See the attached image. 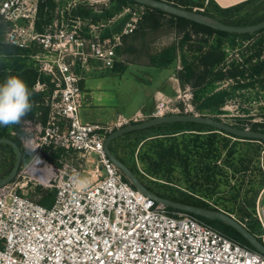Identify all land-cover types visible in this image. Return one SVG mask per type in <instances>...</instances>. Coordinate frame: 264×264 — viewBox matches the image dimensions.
Listing matches in <instances>:
<instances>
[{"label":"built area","instance_id":"1","mask_svg":"<svg viewBox=\"0 0 264 264\" xmlns=\"http://www.w3.org/2000/svg\"><path fill=\"white\" fill-rule=\"evenodd\" d=\"M87 1L68 0L55 15L49 6L41 11V0L0 2L3 41L27 51L38 71L33 88L46 94L47 108L46 116L38 109L20 125V140L30 159L13 181L0 187V264H264L262 252L198 215L173 209L139 191L105 151L107 135L126 125L171 114L202 115L195 111L193 86H180L174 95L158 92L148 113L119 114L106 124L83 121L85 74L95 61L108 70L124 62L117 49L139 22L132 12L120 32L106 36L107 24L75 13L76 6ZM116 20L113 16L108 21ZM224 49L227 54L220 68L226 71L233 61L244 66L237 48L227 43ZM232 82L233 78L222 80L219 88ZM256 90L261 92V87ZM230 102L222 109L231 113L220 114L218 120L256 130L248 124V114L235 113L239 103ZM262 103L263 117L253 122L263 123L264 132V88ZM256 110L253 114L258 115ZM29 183L55 190L52 205L29 196L24 191ZM261 199L254 216L264 244Z\"/></svg>","mask_w":264,"mask_h":264},{"label":"trees","instance_id":"2","mask_svg":"<svg viewBox=\"0 0 264 264\" xmlns=\"http://www.w3.org/2000/svg\"><path fill=\"white\" fill-rule=\"evenodd\" d=\"M43 1L41 2L42 12L45 6ZM165 1L189 10L203 7L204 11L199 12L231 25H249L264 20V0H246L226 8L221 7L214 0ZM51 2V0H46V4ZM128 4L137 3L130 0H112L111 6L103 10L101 14H94L92 9H81L75 13L91 15L95 21L108 20ZM137 5L145 7V14L139 20L137 28L125 36V45L119 52L125 54L135 50L133 46L137 39H143L142 42H144L149 31H156L165 24V18H169L170 24L176 28L181 39L178 44H173L159 53L149 55V64L156 67L170 66L177 61L179 52H181L182 69L177 71V75L183 84L188 83L195 88L196 99L199 102L198 109L201 112L219 111L220 106L233 95V92L226 89L215 92L214 89L218 81L229 77L246 76V69H241L236 64H233L234 67L226 72L220 68L225 60L224 46L227 43L235 45L238 39L246 40L261 35L255 42L258 48L256 47L255 53L246 58L245 63L251 64L247 68L250 70L251 77L264 74V60L251 63L252 59L262 54L264 29L245 34L230 33L215 30L158 8ZM248 5H252V9L244 15L239 14V11ZM129 18L130 15L118 22L113 31H121ZM193 33L202 36L199 39H193ZM212 36H214V40H210ZM2 39L3 30L0 28V82H3L9 74L20 76L27 83L29 89L34 92L31 97L34 107L26 118L34 117L38 109H43L46 116L47 108L43 104L46 94L36 92L33 88L38 78V71L26 55L27 51L8 44ZM129 40L131 43L126 45ZM185 47L188 49L187 51ZM189 52H191L190 57L188 56ZM129 61L136 62V59L131 58ZM121 63L123 62L117 63L112 71L117 70L120 66V69L124 70L126 66ZM248 84H252V82L246 85ZM256 127L255 124V129ZM12 131H16L17 134L13 135ZM21 133L20 126L0 127V138H11L22 148L24 162L30 153L22 146ZM122 140H125L126 143L122 144L124 142ZM121 144L125 145L123 150H120ZM263 144L264 140H243L205 124L173 122L126 133L112 142L111 150L137 174L147 188L155 191L156 194L182 203L223 210L228 213L236 212L239 216L237 218L259 237L261 226L253 212L256 196L264 187V170L260 167ZM136 153L137 158L143 164V169L137 167ZM222 157L223 165L220 166L218 161ZM15 160L14 147L0 143V179L11 172ZM256 161H258L256 168L259 171V179H254L242 196L244 178L235 185L231 184V178L239 172L246 174L251 170V163ZM231 170L232 176L230 175ZM223 191L226 192V195L222 194ZM38 192L42 196L39 202L45 206H51L55 190L45 191L39 187ZM215 196H217L215 199L217 204H210L206 201L207 198L214 199ZM199 217L212 225L215 222L221 223L224 227L222 226L220 230L253 248L233 227L218 219Z\"/></svg>","mask_w":264,"mask_h":264},{"label":"rangeland","instance_id":"3","mask_svg":"<svg viewBox=\"0 0 264 264\" xmlns=\"http://www.w3.org/2000/svg\"><path fill=\"white\" fill-rule=\"evenodd\" d=\"M43 0H41L42 2ZM51 3L46 4L45 6H49L50 9L53 11V15H55V10H61L65 8L68 4V0H51ZM93 4L91 6H88L90 4ZM112 4V0H89L87 3L81 2L78 4L75 8V10H93L94 14H101L103 10H106L109 8ZM41 5V3H40ZM255 5V4H254ZM252 5L245 6L241 11H239V14H246L248 11L252 9ZM129 9L128 11L126 9ZM145 7L137 5V4H128L125 6L122 11L115 14L114 17L117 18V20L114 23H109L108 20H98L95 21L94 18L91 15L85 16L82 15V17H89L92 18L95 22L105 23L107 24L103 28L104 35H112L113 33L120 32V31H113L114 26L120 22L122 19L130 15L132 12H136L139 16V20H141L142 16L145 14ZM112 18V17H111ZM91 19V20H92ZM92 20V21H93ZM129 20V19H128ZM165 24L157 29L156 31H149L146 35L144 42L143 39H137L134 43V49L132 52H128L125 54H122L119 52L121 48L125 45V40L123 42V46H120L117 51L118 55L124 59V62L121 64H124L126 67L124 70L117 68V70L112 71L108 69L100 68V62L95 61L92 64L90 72L85 74V78L83 81V85L85 88H83L84 93L86 94L85 97H88L82 101V106L80 109V115L84 122H99L106 124L108 122L115 121L119 114H125V115H132L135 112L142 110L146 113L152 111L154 108V98L153 95L155 91L163 90L168 93H171L169 95L176 94V91L174 92V89L172 88V84H170V74L171 73H177L178 65L181 56V52H179V56L177 57V61L174 64H171L167 67H156L151 66L149 64L150 58L149 55L156 54L161 52L164 48H169L173 44H178L181 36L172 26L169 22V18H165ZM111 24V25H110ZM110 33V34H109ZM182 34V33H181ZM202 35H196L193 33V39H199ZM261 35H257L252 37L251 41L249 39L246 40H237V43L235 45L229 44L231 47L237 48L238 52L241 54L242 58L244 57V62L246 58L250 57L253 53L256 51V43L254 41H257L260 38ZM125 39V38H124ZM4 40V36L3 39ZM210 40H214V36L210 38ZM254 42V43H250ZM131 43L129 40L127 44ZM225 47V46H224ZM185 50L188 49L185 47ZM225 51V49H224ZM227 54V52L225 51ZM191 52L188 53V56L190 57ZM131 58L136 59V62H130L129 60ZM257 61H263V51L262 54L259 57H255L252 59L251 63H255ZM119 64V63H118ZM233 64L239 65L241 69H246V76L241 77H229L233 78V81L229 87H225L224 89L233 92V95L229 97L224 104H222L219 108V111L217 112H201L198 109V101L196 99V91H195V104H196V112L201 113L204 116L208 117H219L220 114L224 113H231L230 110H223L222 107L231 101L230 103H234L237 105L239 103V106H234L235 113H245L249 116L246 117V120L250 119V122L248 123L250 126H252L253 129H255V124L257 125L256 130L263 129V123H254L253 119L263 117V88H264V74L262 76H255L251 77L250 70L247 69L251 65L250 63H244V66H242V61H233L229 68H227L226 71L232 69L234 66ZM221 66V65H220ZM223 70V69H222ZM225 71V70H223ZM225 71V72H226ZM228 79V78H225ZM223 79V80H225ZM222 80L218 81L216 83L214 91L223 90L220 87V83ZM246 83H244V82ZM252 82V84H248ZM256 84V85H255ZM259 84V85H258ZM191 85V84H190ZM192 86V85H191ZM261 87V92L256 90V87ZM195 89V88H194ZM243 89H247L246 92L243 93ZM260 95V96H259ZM257 100L256 103L254 101ZM156 102V99H155ZM229 103V104H230ZM246 107H242L245 106ZM256 110V113L258 115L253 114L254 109ZM242 127L241 125H239ZM263 131V130H262ZM235 139V138H234ZM126 143L125 140H122ZM121 144V149L125 147V145ZM263 147V155L261 156L260 161V167L262 170H264V144ZM139 150V148H138ZM30 159V156H28L27 160H25L22 163L23 167H26V164L28 160ZM223 157L221 160L218 161V164L220 166L223 165ZM236 163L237 160H235ZM136 164L139 169H143L142 162L137 158L136 153ZM251 170L248 171L246 174L244 173H236L234 177L231 178V184L235 185L239 182H241L244 178L243 183V190H242V196L245 194L246 189L249 188V185L251 182L256 179H259V171H257L256 166H258V161L251 163ZM230 175H233L232 170L230 171ZM157 180V179H156ZM161 181V180H160ZM162 182V181H161ZM146 184L147 181H146ZM183 186V184H182ZM41 186L35 185L33 183H29L27 187L24 188V191L28 193L29 196H31L34 199L40 200L41 194L38 192V188ZM157 189V188H155ZM41 190L48 191L47 189H44L41 187ZM160 190V189H157ZM264 187H262L259 191V193L256 196L255 199V208L257 206V202L259 200V197L262 196V204H264V194H263ZM50 191V190H49ZM42 192V191H41ZM222 194L226 195V192L223 191ZM217 196H215L214 199L207 198L206 201L210 204L216 203L215 199ZM217 204V203H216ZM255 212V209H254ZM253 212V214H254ZM228 213V212H227ZM231 216L233 215L236 219L238 214L235 213H229ZM240 220V219H238ZM241 221V220H240ZM242 222V221H241ZM244 223V222H243ZM218 229H222V224L219 222H215L214 224ZM224 227V226H223Z\"/></svg>","mask_w":264,"mask_h":264},{"label":"water","instance_id":"4","mask_svg":"<svg viewBox=\"0 0 264 264\" xmlns=\"http://www.w3.org/2000/svg\"><path fill=\"white\" fill-rule=\"evenodd\" d=\"M2 0H0L1 2ZM136 2L137 4L146 5L154 8L161 9L169 14L176 15L179 17L186 18L188 20L194 21L196 23L208 26L215 30H221L230 33L245 34L253 33L264 29V20L251 25H231L223 23L217 19H214L207 14L196 10H189L182 8L173 3H169L165 0H130ZM173 122H192L212 126L220 132H226L232 136L239 137L240 139L246 140H264V132L256 130H247L239 127L232 126L221 120L196 114H171L163 117H154L148 120L137 122L133 124L126 125L122 128L116 129L109 133L104 141V148L108 157L121 169L126 179H128L134 187L139 191L146 194L148 197L153 198L157 202L164 203L165 205L178 210H183L186 212L193 213L195 215L207 218V219H218L223 223L236 229L251 245L254 249L262 252L264 254V244L262 241L253 234L245 224L240 222L235 217L231 216L229 213L223 210L210 209L206 207H201L197 205H191L186 203H181L178 201L171 200L169 198L160 196L153 191H151L147 186L141 181L137 174L124 162H122L111 150V144L114 140L126 133L133 132L136 130H144L153 126L173 123ZM0 143H6L14 147L16 151V160L11 172L0 179V187L13 181L22 165L23 162V151L22 148L11 138H0Z\"/></svg>","mask_w":264,"mask_h":264},{"label":"clouds","instance_id":"5","mask_svg":"<svg viewBox=\"0 0 264 264\" xmlns=\"http://www.w3.org/2000/svg\"><path fill=\"white\" fill-rule=\"evenodd\" d=\"M33 94L20 76L7 75L0 82V127L22 125L33 110Z\"/></svg>","mask_w":264,"mask_h":264},{"label":"crops","instance_id":"6","mask_svg":"<svg viewBox=\"0 0 264 264\" xmlns=\"http://www.w3.org/2000/svg\"><path fill=\"white\" fill-rule=\"evenodd\" d=\"M217 4H219L221 7H224V8H226V7H231V6H234V5H236V4H239V3H241V2H244V1H246V0H214ZM170 77V84H172V88L174 89V92L176 91V89L178 88V87H180V86H184V85H186V84H188V83H186V84H183L182 82H181V80L179 79V77H178V75H177V73L175 74V73H171L170 75H169ZM84 81V80H83ZM83 81L81 82V85H82V87L83 88H85V86L83 85ZM160 91H162L163 92V90H156L155 91V93H154V95H153V98H154V106H155V99H156V96H157V93L158 92H160ZM165 92V91H164ZM167 94H171V93H168V92H166ZM85 96H86V94H85ZM87 98V100H88V97H85V99ZM154 106H153V108H154Z\"/></svg>","mask_w":264,"mask_h":264},{"label":"flooded vegetation","instance_id":"7","mask_svg":"<svg viewBox=\"0 0 264 264\" xmlns=\"http://www.w3.org/2000/svg\"><path fill=\"white\" fill-rule=\"evenodd\" d=\"M263 21V20H262ZM261 22V21H260ZM258 23V22H257ZM251 25V24H249ZM252 39V38H251ZM251 39H249V41H251ZM256 42V41H254ZM254 42H250V43H254ZM263 60H264V43H263ZM154 193H156L155 191H153ZM175 201V200H174ZM182 203V202H181ZM187 204V203H186Z\"/></svg>","mask_w":264,"mask_h":264}]
</instances>
